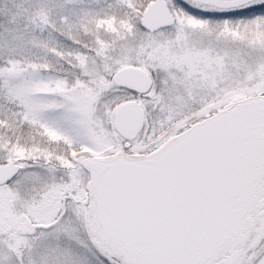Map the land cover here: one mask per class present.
<instances>
[{"label":"snow or ice","instance_id":"snow-or-ice-1","mask_svg":"<svg viewBox=\"0 0 264 264\" xmlns=\"http://www.w3.org/2000/svg\"><path fill=\"white\" fill-rule=\"evenodd\" d=\"M0 264H264V0H0Z\"/></svg>","mask_w":264,"mask_h":264}]
</instances>
